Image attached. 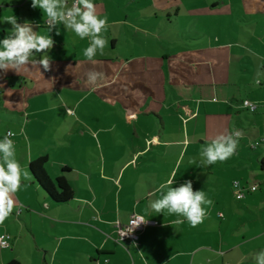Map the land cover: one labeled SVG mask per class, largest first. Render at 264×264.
Returning a JSON list of instances; mask_svg holds the SVG:
<instances>
[{"label": "crops", "instance_id": "1", "mask_svg": "<svg viewBox=\"0 0 264 264\" xmlns=\"http://www.w3.org/2000/svg\"><path fill=\"white\" fill-rule=\"evenodd\" d=\"M93 3L98 15L107 17L102 35L109 44L104 55L97 54L88 61L83 49L90 39H80L61 24L56 26L59 35L56 29L48 33L55 41L47 53L51 57L49 71L31 65L18 72L0 70V139L7 130L14 133L10 139L15 158L22 173L30 176L29 180L22 176L21 187L13 194L14 209L0 224V235L29 232L38 246L35 226L37 220L42 222L46 217L43 212H72L77 217L75 222L86 227L84 220L93 219L95 210L104 214L114 189L97 197L93 180L96 173L89 164L94 159L93 152L111 154L112 131L117 124L122 128L123 124L130 126L133 131L130 145L120 140L117 144L131 148L135 171H159L160 167L152 163L137 164L138 158L146 159L147 152H178L184 156L191 144L195 148L190 154L200 160L205 141L236 130L241 136L230 158L206 168L183 163L161 169L165 173L162 180L135 186L132 201L124 195L126 202L134 203V210L117 208L113 219H120L122 226L133 215L157 222L141 227L130 253L132 264H255L254 255L264 249V0ZM30 5L31 0H0V19L15 15L17 22L27 20L34 31L46 34L41 10ZM10 28L0 20V39ZM93 70L99 76L95 83H89L86 73ZM243 99L258 103V109L249 112L242 108ZM95 105L104 107L102 117L96 116ZM76 140H80L81 147ZM174 146L177 151H173ZM43 155L48 157L46 164H50L52 176L63 174L72 188L73 198L68 202L52 203L33 181L29 162ZM72 156L81 161L80 167L73 165ZM110 163L107 162L109 168ZM63 166L69 170L62 173ZM105 167L103 161L100 172ZM123 167L118 168L121 175L126 169ZM73 172L84 174V180L74 178ZM197 173L206 197L213 201L203 223L191 227L183 217L153 212L149 206L154 200L151 197L160 195L161 183L173 176L174 187L185 180L196 182L191 175ZM234 181L241 184L244 193L239 200L234 194ZM118 184H113L116 202L123 188ZM213 185L215 190L211 189ZM251 185L257 189L251 191ZM233 198L240 201L239 205L219 206ZM233 206L237 208L231 209ZM145 233L151 238L140 244ZM87 236L88 232L83 237ZM177 237L189 239V244L181 243ZM128 241L132 244V240ZM191 241L196 244L191 246ZM107 243L102 240L95 245L91 240L97 253V257L88 254L91 264L100 262V254L111 251L105 247Z\"/></svg>", "mask_w": 264, "mask_h": 264}, {"label": "clouds", "instance_id": "2", "mask_svg": "<svg viewBox=\"0 0 264 264\" xmlns=\"http://www.w3.org/2000/svg\"><path fill=\"white\" fill-rule=\"evenodd\" d=\"M33 9H40L44 23L47 25L46 34L34 31L32 23L25 20L17 22L15 15L3 17L2 21L11 25L6 30L7 35L0 39V70L7 72L9 69L18 72L21 68L31 65L44 71L51 69V57L47 54L54 46L55 41L48 34L56 29L57 25H63L65 30L75 33L80 39L89 38L90 43L83 49V55L88 61H93L97 54L104 55V49L108 46L102 33L106 31L107 17L98 15L93 0H31ZM38 27V26H37ZM39 55V58L37 57ZM42 74V73H41ZM89 83H95L99 73L89 71L86 73ZM6 134L0 139V224L12 213L15 203L13 194L21 187V179L29 180L27 172L22 173L21 166L15 158V146L10 136ZM241 133L233 130L228 133H220L210 141L201 145L200 160L197 167L206 168L217 161L230 158L239 144ZM195 163V162H194ZM175 177L159 185L160 195L150 202L153 212L183 217L191 227H196L206 219L205 205L211 206L213 201L206 197L204 190H193L192 181L185 180L173 187ZM145 220H134L129 224V231L122 236L131 233ZM182 223V220H178ZM255 264H264V249L258 251L253 257Z\"/></svg>", "mask_w": 264, "mask_h": 264}, {"label": "rangeland", "instance_id": "3", "mask_svg": "<svg viewBox=\"0 0 264 264\" xmlns=\"http://www.w3.org/2000/svg\"><path fill=\"white\" fill-rule=\"evenodd\" d=\"M103 110L104 107L102 105L98 107L95 105L96 116L102 117ZM106 111L107 110H105V114ZM111 112H113V110H111ZM122 126L123 128L120 124H117V127L112 131L113 144L109 149L111 154H107L106 150L103 152L106 153L104 155L98 153L97 151L93 152L94 159L89 164V166H94L96 173L95 176H93V180L95 181L94 188L95 192L97 193V197L100 196V198H102L104 193L106 194V192L110 188L111 190L114 189L111 194V202L107 204L105 213L102 214L99 211L95 210L93 219L84 220L85 224H88V227H86L85 225H80L75 222L77 221V217L72 212H62L61 210L63 209L59 210L61 212H59L60 214L58 215L55 213H50L48 211L43 212L46 217L42 218V222L40 220H37L35 226V233L36 237L38 238L39 245L35 246L29 232L24 231V233L17 234L18 232L15 231L11 234V243L13 241L12 245L14 246V244H16L17 242V247L14 249L13 253H11V250L13 249L11 243L8 246H11L10 248H0V264H3V261H6L7 263H11V261H14L15 264H91L92 261L89 260L88 254L90 256L94 254L95 257H97V253L92 247L91 240L94 241L95 245L101 244L102 240H108V243L105 247L111 249V251L107 252L106 254H100L101 260L100 262H95V264H125V262H129L130 264H132L130 253L132 252L134 243H136V241L130 239L132 240V245L128 241L129 238H120L118 232V224L121 221L120 219H113L115 215L114 211H116L117 208H120V211H123L124 209H127L129 212L134 210V203L131 202L133 200V197L131 196L133 194L132 191L134 187L138 184L148 186V183L151 180L152 182H154L156 179L159 181L162 180L165 173L164 171L161 172V169L164 168L165 170V167L167 166L170 167L175 164L183 163H191L197 165L199 163V160L196 156L193 157L190 154V150L195 148L194 145L191 144L190 146H188V149L190 150L184 156H179L178 152L157 155H152L150 152H147L144 155V158L146 159L141 160L140 158H138L137 164H141L143 162L148 164L152 163L160 167L159 171L155 170L154 168L135 171V164L133 161L134 159L130 160L134 156L133 151L130 147L124 149L122 146L117 144L118 140H120L121 142H127V145H130V137H133V131H131L130 126H127L125 124H123ZM124 137L129 138L126 140ZM76 141L81 147L82 145L80 140ZM138 142L139 140L136 139V146L138 145ZM145 142L146 140L142 136L143 145ZM98 148L96 146V150H98ZM173 149L170 148V150L177 151L178 147L174 146ZM71 159L73 165L81 164V161H77V157L75 158L72 156ZM103 161L106 162L105 171L100 172L102 170H99V166H101V163H103ZM107 162H111L110 168ZM114 165L117 167V170L112 169ZM123 165V168L126 169L121 175V173L118 171V168ZM45 171L52 179V181L55 182V176H52L51 166L49 163L45 165ZM71 175H73L74 178L79 179L80 181L84 180L83 176H85L84 174L81 175V173L77 172H73ZM191 176L192 178L196 179V182L195 180L192 182L193 190H203L204 184L201 183V175L197 173ZM114 179L118 182L114 181ZM103 183H105V188H103ZM114 183H119L118 185L123 186L120 192L119 202H116L114 200ZM81 188L85 190L87 189L85 186H81ZM147 189H150V187ZM211 189L215 190V185L211 186ZM221 190L222 192H224L225 188H222ZM124 195L129 197L131 201L129 200L126 202L124 200ZM158 197V195H154L151 197V199H156ZM238 200L233 198V200H230L226 204H219V206H227L230 204L236 206L240 203V201ZM100 201H102V199ZM100 205L101 204L97 206L99 207ZM234 206L231 209L237 208ZM204 207L207 209L209 206L205 205ZM133 213L136 214L135 212ZM126 223H128V221ZM91 227L93 228L94 233H92ZM141 230L142 229H138L136 233L140 235ZM86 232H88L89 236H87V238H84L83 236L86 235ZM176 235L178 236L179 234ZM150 238L151 236L148 233H145L144 235H142L139 243H146ZM201 238L203 239V237ZM152 239L153 242H156V236H153ZM177 240H179L181 243L189 244V239L183 240L177 237ZM199 242H201L200 238ZM195 244L196 242L191 241V246H194ZM10 255H12L13 258H11Z\"/></svg>", "mask_w": 264, "mask_h": 264}, {"label": "trees", "instance_id": "4", "mask_svg": "<svg viewBox=\"0 0 264 264\" xmlns=\"http://www.w3.org/2000/svg\"><path fill=\"white\" fill-rule=\"evenodd\" d=\"M48 161L46 155L39 156L29 162V171L32 175L33 181L38 187L47 195L49 200L54 204L66 203L73 198V190L68 184L63 174L58 175L54 180L49 177L45 171V164ZM69 170L68 167L61 168L62 173ZM11 262L9 264H13Z\"/></svg>", "mask_w": 264, "mask_h": 264}, {"label": "built area", "instance_id": "5", "mask_svg": "<svg viewBox=\"0 0 264 264\" xmlns=\"http://www.w3.org/2000/svg\"><path fill=\"white\" fill-rule=\"evenodd\" d=\"M241 106H242V108L246 109V110L249 111V112H254V111H256V110L258 109L259 104L256 103V102H253V101H251V100H249V99H243V100L241 101ZM8 133H12L11 136L14 135V133H13L12 131H10V130H7L6 133H5V135L8 134ZM5 135H4V136H5ZM4 136H3V137H4ZM11 136H10V137H11ZM2 139H3V138H2ZM232 186H233V188H234V190H235V194H236V198H237V199H240V198L244 197V193H243V191H242V186H241V184H240L238 181H234L233 184H232ZM249 189H250L251 191H254V190L257 189V186H256V185H251V186L249 187ZM141 219H143V220H145V221L142 222L139 226L135 227L131 233H128V234L122 236V233L129 231V224H130L131 221H134V220H141ZM146 224H157V222L154 221V220H147V219H144V218L141 217V216L133 215V216L129 219L127 225L122 226L120 223L118 224V229H119L118 232H119V236H120V238H122V239H127V238H129V239L137 240V239H138V234L136 233V231H137L138 229H141V227H142L143 225H146ZM10 243H11V236H10V235H8V234H1V235H0V248H6V247H8V246L10 245ZM222 264H228V263H227V262H224V263H222Z\"/></svg>", "mask_w": 264, "mask_h": 264}]
</instances>
